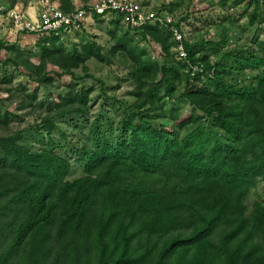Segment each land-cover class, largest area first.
Listing matches in <instances>:
<instances>
[{
  "label": "trees",
  "instance_id": "16d2710c",
  "mask_svg": "<svg viewBox=\"0 0 264 264\" xmlns=\"http://www.w3.org/2000/svg\"><path fill=\"white\" fill-rule=\"evenodd\" d=\"M52 1L78 10L72 0ZM236 3L253 10L252 26L264 16V0ZM131 31L159 46L163 61L111 33L112 54L134 66L137 101L116 141L99 131L96 147L80 153L81 177L70 179L74 165L54 146L37 151L4 134L10 115L0 116V264H264V199L249 203L264 180V42L231 54L232 66L212 65L186 42L188 62L208 71L193 77L169 31ZM58 39L38 38L41 62L25 63L41 84L53 81L43 79L48 66L74 77L86 62L106 61L95 44L66 56ZM246 72H257L249 84L234 78ZM180 87L189 115L160 124L157 112ZM91 93L71 87L57 101L42 121L51 140L55 119L87 116Z\"/></svg>",
  "mask_w": 264,
  "mask_h": 264
},
{
  "label": "rangeland",
  "instance_id": "374dc122",
  "mask_svg": "<svg viewBox=\"0 0 264 264\" xmlns=\"http://www.w3.org/2000/svg\"><path fill=\"white\" fill-rule=\"evenodd\" d=\"M2 1L7 9L18 7L30 11L28 4L31 0ZM136 1L155 12L168 13L181 22L186 42L195 46L194 51L198 57H208L212 65L223 62L232 66L231 54L236 56L245 49H256L257 42H264V16L252 26L250 16L253 10L247 9L245 4L237 6L238 0ZM72 2L76 10L94 4L96 0ZM29 13L32 14H27L29 22L37 20L32 11ZM111 33L116 39L129 35L135 40L134 44L146 51L148 58L158 63L163 61L159 46L145 42L139 34L129 29L122 16L111 14L102 20L90 19L82 30L59 36L56 44L57 49H61L66 56L72 55L77 49L82 50L95 44L101 49V55L106 61L100 62L94 58L86 62L85 69L75 70L74 77L60 76L62 72L48 66V75H44L43 79L47 76L52 77L53 81L41 84L39 76L32 77L29 74L25 63L39 65L42 59L39 45L43 43L39 44L38 37L33 33H16L7 14L0 16V116L6 113L10 115L6 120L8 129L3 133L22 135L25 144L37 151L54 146L58 153L73 163L71 180L83 175L79 163L80 153L96 147L97 132L107 134L110 141H116L120 137L125 111L137 101L132 77L134 66L126 56L112 54L117 41ZM226 37L228 42L224 44ZM256 74L246 72L234 78L249 84ZM71 87L76 91L91 90L89 113L87 116L73 115L55 119L56 130L51 140L43 130L42 121L55 113L57 101L64 98ZM181 93L183 87L179 88L173 101L166 100L165 106L157 112V115L163 116L159 119L160 124L173 127L176 124L175 115L181 119L189 115L190 108L178 101ZM173 108L178 110L174 113ZM260 197L264 199V180L251 193L249 203Z\"/></svg>",
  "mask_w": 264,
  "mask_h": 264
},
{
  "label": "built area",
  "instance_id": "2783aa9c",
  "mask_svg": "<svg viewBox=\"0 0 264 264\" xmlns=\"http://www.w3.org/2000/svg\"><path fill=\"white\" fill-rule=\"evenodd\" d=\"M28 5L30 11L18 7L7 9L3 1L0 0V16L7 14L8 19L14 24L16 33L30 32L38 38L51 37L52 35L62 36L82 30L85 23L90 19L94 20L96 15L107 17L116 14L122 16L129 29L132 30L141 29L148 24L166 29L172 35V41L175 44L173 52H175L176 58L189 65L188 71H192V76L208 72L204 65H192L188 62L185 48L186 38L178 27L180 22L168 13L155 12L136 0H96L87 9L80 8L73 13H65L52 0H31ZM31 11L34 17L37 16V20L33 22H29L27 18V14L32 15L29 13ZM210 74L212 76L213 71Z\"/></svg>",
  "mask_w": 264,
  "mask_h": 264
}]
</instances>
